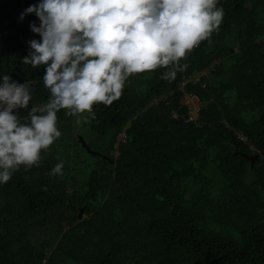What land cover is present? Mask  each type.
Returning <instances> with one entry per match:
<instances>
[{"label": "trees", "instance_id": "trees-1", "mask_svg": "<svg viewBox=\"0 0 264 264\" xmlns=\"http://www.w3.org/2000/svg\"><path fill=\"white\" fill-rule=\"evenodd\" d=\"M37 2L0 0V75L32 90L22 118L49 97L43 66L22 62L39 21L18 18ZM217 7L222 23L180 61L187 72L134 74L119 100L82 114L89 147L109 160L74 144L70 115L57 113L61 137L0 185V264L50 251L49 264H264V0ZM217 61L209 79L187 85L202 101L199 122L187 124L177 85Z\"/></svg>", "mask_w": 264, "mask_h": 264}, {"label": "clouds", "instance_id": "clouds-1", "mask_svg": "<svg viewBox=\"0 0 264 264\" xmlns=\"http://www.w3.org/2000/svg\"><path fill=\"white\" fill-rule=\"evenodd\" d=\"M219 3L220 0H38L24 9L18 19L23 22L34 14L39 24L32 22L29 29L39 39L26 42L29 51L22 62L33 68L43 66V83L49 97L47 103L32 107L22 118L19 110L28 109L32 100L30 85L0 75V185L7 183L21 166H38L41 152L62 135L57 126L60 110L76 116L80 124L82 118L87 121L83 113L94 116V105L111 106L119 100L134 74L171 66L164 78L174 79L177 71H183L180 61L202 41L210 40L221 25L225 13L217 7ZM217 63L186 75L178 83L181 105L184 93L180 83L197 72L207 73L198 83H188L201 84L210 78ZM125 138L124 132L119 142H125ZM63 167L61 161L49 174H62ZM54 252L45 253L33 264H49Z\"/></svg>", "mask_w": 264, "mask_h": 264}, {"label": "built area", "instance_id": "built-area-1", "mask_svg": "<svg viewBox=\"0 0 264 264\" xmlns=\"http://www.w3.org/2000/svg\"><path fill=\"white\" fill-rule=\"evenodd\" d=\"M183 70H187V66H183ZM207 75V73H199L197 72L195 76L188 78L184 82L180 83V89L184 93L183 97V107L187 109L186 116L184 117V121L189 124V123H195L199 122L200 120V113L202 111V102L199 98V96L195 94H188L185 91L186 86L190 81H194L195 83H198L203 76ZM174 118H179L180 115L177 113H173Z\"/></svg>", "mask_w": 264, "mask_h": 264}, {"label": "rangeland", "instance_id": "rangeland-1", "mask_svg": "<svg viewBox=\"0 0 264 264\" xmlns=\"http://www.w3.org/2000/svg\"><path fill=\"white\" fill-rule=\"evenodd\" d=\"M76 119H77L76 116L70 115L69 118L66 120V122L68 123V127H69V128L66 127V130L73 134L74 144L76 143L75 139L77 140L79 135H82L85 138V140L88 142V144L90 146H92V142H91V138L93 136L92 133L90 131H88L87 129H85L83 127L82 123L77 124ZM69 191L71 192V190H69ZM204 224H205V226H201L200 232H201V234L206 235L207 234V228H206L207 226H206V223H204ZM50 253H52V251H50Z\"/></svg>", "mask_w": 264, "mask_h": 264}, {"label": "water", "instance_id": "water-1", "mask_svg": "<svg viewBox=\"0 0 264 264\" xmlns=\"http://www.w3.org/2000/svg\"><path fill=\"white\" fill-rule=\"evenodd\" d=\"M129 126H131V124ZM79 141L82 144L83 148H85L89 153L98 154V155L102 156L103 158L108 159V157H106V156H104V155H102L100 153H97V152H94V151L90 150L89 147H88V145H87V143H86V141L84 140V138L82 136H79ZM256 157L257 156H248V155H245V158H247L248 160H250L252 163L255 162ZM82 215H83V210L80 211L79 218H82Z\"/></svg>", "mask_w": 264, "mask_h": 264}]
</instances>
